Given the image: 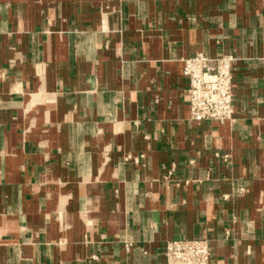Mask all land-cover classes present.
<instances>
[{"label": "crops", "instance_id": "crops-1", "mask_svg": "<svg viewBox=\"0 0 264 264\" xmlns=\"http://www.w3.org/2000/svg\"><path fill=\"white\" fill-rule=\"evenodd\" d=\"M201 51L238 58L234 120L190 119ZM180 238L264 264V0H0V264H168Z\"/></svg>", "mask_w": 264, "mask_h": 264}, {"label": "built area", "instance_id": "built-area-1", "mask_svg": "<svg viewBox=\"0 0 264 264\" xmlns=\"http://www.w3.org/2000/svg\"><path fill=\"white\" fill-rule=\"evenodd\" d=\"M237 59L230 52L214 57L202 51L185 59L183 74L189 79L190 119L193 122L234 120ZM166 256L168 264H210L211 249L205 239L180 238L167 243Z\"/></svg>", "mask_w": 264, "mask_h": 264}]
</instances>
